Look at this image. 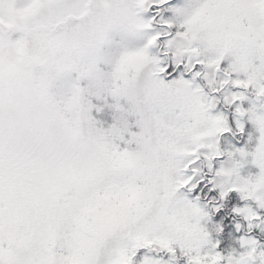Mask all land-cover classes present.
Returning <instances> with one entry per match:
<instances>
[{
    "label": "snow or ice",
    "instance_id": "1",
    "mask_svg": "<svg viewBox=\"0 0 264 264\" xmlns=\"http://www.w3.org/2000/svg\"><path fill=\"white\" fill-rule=\"evenodd\" d=\"M0 264H264V0H0Z\"/></svg>",
    "mask_w": 264,
    "mask_h": 264
}]
</instances>
